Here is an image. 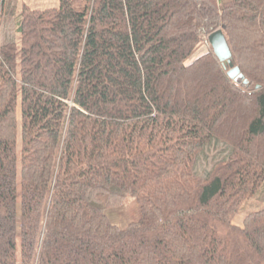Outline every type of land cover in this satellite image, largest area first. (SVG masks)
Returning a JSON list of instances; mask_svg holds the SVG:
<instances>
[{
	"label": "trees",
	"instance_id": "1",
	"mask_svg": "<svg viewBox=\"0 0 264 264\" xmlns=\"http://www.w3.org/2000/svg\"><path fill=\"white\" fill-rule=\"evenodd\" d=\"M19 2L0 0V264H264V209L234 223L264 189V0Z\"/></svg>",
	"mask_w": 264,
	"mask_h": 264
},
{
	"label": "rangeland",
	"instance_id": "2",
	"mask_svg": "<svg viewBox=\"0 0 264 264\" xmlns=\"http://www.w3.org/2000/svg\"><path fill=\"white\" fill-rule=\"evenodd\" d=\"M226 1V0H223ZM20 6L27 4L32 8H45L59 6V0H20ZM208 46L204 43L199 47L194 57L206 53ZM264 209V189L256 198L249 201L235 217L236 225H243L245 218L252 212ZM111 222L120 228H126L141 218V209L138 202L133 198H126L120 205L107 211Z\"/></svg>",
	"mask_w": 264,
	"mask_h": 264
},
{
	"label": "water",
	"instance_id": "3",
	"mask_svg": "<svg viewBox=\"0 0 264 264\" xmlns=\"http://www.w3.org/2000/svg\"><path fill=\"white\" fill-rule=\"evenodd\" d=\"M208 41L217 58L232 66V54L224 32L222 30L214 32L209 36ZM228 76L232 79H244V76L240 73V69L237 67L232 68V70L229 71ZM244 83L247 84V81H244Z\"/></svg>",
	"mask_w": 264,
	"mask_h": 264
}]
</instances>
